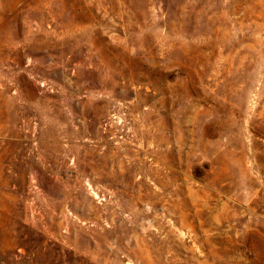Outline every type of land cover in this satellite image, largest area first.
I'll list each match as a JSON object with an SVG mask.
<instances>
[{
    "label": "rangeland",
    "instance_id": "obj_1",
    "mask_svg": "<svg viewBox=\"0 0 264 264\" xmlns=\"http://www.w3.org/2000/svg\"><path fill=\"white\" fill-rule=\"evenodd\" d=\"M0 264H264V0H0Z\"/></svg>",
    "mask_w": 264,
    "mask_h": 264
}]
</instances>
